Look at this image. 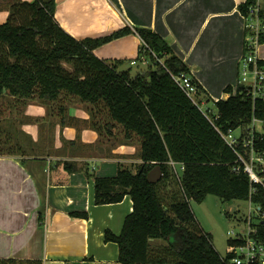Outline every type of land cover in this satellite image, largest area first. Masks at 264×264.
<instances>
[{
  "label": "trees",
  "instance_id": "1",
  "mask_svg": "<svg viewBox=\"0 0 264 264\" xmlns=\"http://www.w3.org/2000/svg\"><path fill=\"white\" fill-rule=\"evenodd\" d=\"M257 3L258 0H245L239 4L246 20L250 8ZM12 9L6 22L0 23V99L7 100L8 108H13V98L22 105L40 99L53 113L58 110L62 124L67 125L72 120L67 119L69 101L78 99L90 104L91 127L100 135H115L116 129H120L125 144L134 140L140 143L142 163L137 170L120 164L114 176L91 174L96 204L121 202L128 194L133 200V210L126 216L121 233L105 230V241L118 244V261L225 264L233 254L222 256L217 252L210 234L197 226L191 201L202 202L214 194L224 201L250 200L264 213V187L252 184L239 159V154L249 157L251 148L244 145L243 137L232 146L223 136L231 130L249 127L254 118L264 119V99L254 98L249 87L240 83L236 89L228 85L225 91L229 96L214 101L217 111L204 110L200 99L205 92L203 85L191 76L169 41L153 28L133 29L126 25L104 36L78 39L56 20L55 0L22 1ZM18 13L21 20L16 22ZM259 16L262 20L263 9ZM133 32L142 40L139 58L151 61L146 70L122 69L125 59H104L95 53L98 47ZM249 32L245 28V36ZM260 42H264V31L260 33ZM183 73L189 74L197 85L198 101L175 80L174 76ZM2 117L0 110V135L6 129ZM252 140L253 153L263 155L264 132L255 130ZM171 161L184 164L180 178ZM157 164L162 166L164 176L151 183L147 174ZM71 165L74 162H65L68 171H75ZM162 182L179 184L178 191L171 192L168 207L163 202ZM252 185L255 192L251 191ZM75 214L88 216L85 212ZM251 235L264 239L263 220ZM155 240L166 244L154 245ZM228 242L232 245L241 239L230 238ZM0 264L44 262L0 257Z\"/></svg>",
  "mask_w": 264,
  "mask_h": 264
},
{
  "label": "crops",
  "instance_id": "2",
  "mask_svg": "<svg viewBox=\"0 0 264 264\" xmlns=\"http://www.w3.org/2000/svg\"><path fill=\"white\" fill-rule=\"evenodd\" d=\"M55 1L56 20L78 39L104 36L126 25L158 31L203 85L206 102L227 98L225 88L236 89L239 84L246 37V18L239 4L245 0ZM260 7L264 11V0ZM261 21L264 24V17ZM141 44L133 32L98 47L95 53L130 64L137 59L136 65L144 66L147 58H139ZM258 54L264 59V42ZM103 155L1 153L0 257L42 259L44 264H121L118 244L105 241V230L121 233L133 200L128 194L121 202L96 204L91 174L114 176L122 161L141 158ZM66 161L74 162L75 171L65 168ZM95 161H101L100 172L91 171Z\"/></svg>",
  "mask_w": 264,
  "mask_h": 264
},
{
  "label": "rangeland",
  "instance_id": "3",
  "mask_svg": "<svg viewBox=\"0 0 264 264\" xmlns=\"http://www.w3.org/2000/svg\"><path fill=\"white\" fill-rule=\"evenodd\" d=\"M22 1L25 0H0V23L6 22L11 16L12 6L14 4L18 5ZM18 11L20 10L18 9ZM16 19V22L21 20L19 13ZM150 62L148 58L144 66L142 64L131 65L130 62H127L121 68L127 69L131 67L134 72L141 69L146 70ZM200 99H202L201 107L204 110L210 108L214 112L217 111L215 99L206 102L204 94H201ZM13 103V108H8L6 105L7 100L0 99V110L3 115L2 122L6 127L0 135V153L8 154L12 151L20 152L21 150V153L24 151L23 153L28 155H36L43 152L71 153L80 151L82 153L93 152L96 155L104 154L103 156L118 155L125 159L138 156L140 159L139 141L134 140L131 143L132 147L129 149L127 148L129 146H126L123 142L124 138L120 129H116L115 135H110L107 132L100 135L91 127L90 104L88 103L78 99L69 101L67 119L68 121L72 120L67 125L62 124L61 115L57 113L58 110L53 113L50 106L46 107L45 105L47 104H44L40 99H32L27 105H22L17 98H13ZM71 103L74 104L71 106ZM10 108L13 110L12 113H10ZM255 127L260 129L261 125L258 123ZM241 132L248 136L251 133V129H248L247 126L234 130L235 135H239ZM120 144L124 146L120 147ZM10 149L11 151H9ZM141 163L142 159L138 162L130 159L122 161L124 167H131L133 170H137ZM93 165L95 169H93ZM100 165L101 161H95L91 164V171L100 172ZM82 167H84V164H82ZM160 187L162 189L163 202L168 207L172 201L171 192L178 191L179 184L173 183L171 185L170 183L162 182ZM191 206L196 216L197 226L210 234L214 248L222 256H226L231 251V244L228 242L230 238H236L238 234L247 235L255 228L254 224L260 222L258 205L250 200L224 201L217 195L209 194L202 202L192 200ZM169 211L171 214L173 213L171 210ZM250 215L253 218L252 223L247 220ZM193 230L199 231L195 227H193ZM153 244L165 245L166 242L155 240Z\"/></svg>",
  "mask_w": 264,
  "mask_h": 264
},
{
  "label": "built area",
  "instance_id": "4",
  "mask_svg": "<svg viewBox=\"0 0 264 264\" xmlns=\"http://www.w3.org/2000/svg\"><path fill=\"white\" fill-rule=\"evenodd\" d=\"M260 9V0H258V3L250 8V17L246 20V28H249L250 32L246 36V51L241 59L239 83L249 87L254 98L261 97L264 99V59L258 54V47L261 43L260 33L264 31V24L259 16ZM137 61V59H133L131 64L134 65ZM174 78L185 92L196 101L198 87L193 82L192 77L183 73L174 76ZM258 123L261 125L260 129L255 127ZM248 129H251V133L248 136H245L242 132L239 135H235L234 130L224 133L223 136L232 146H236L239 143V138L243 137L244 145L251 148V153L249 157L239 154V159L244 164L245 171L249 173L252 184L258 183L264 187V154L257 156L252 149V139L255 130L264 132V119L254 118ZM171 165L177 177L180 178V174L185 168L184 164L171 161ZM251 191L255 192L256 187L252 185ZM258 210L260 212V221H264V213H261L259 206ZM247 220L252 223V216L250 215ZM256 224H254L255 228L247 235H236V238L241 239V242L231 245L230 253L233 255L225 264H264V239L252 237L251 235V232L256 230Z\"/></svg>",
  "mask_w": 264,
  "mask_h": 264
},
{
  "label": "water",
  "instance_id": "5",
  "mask_svg": "<svg viewBox=\"0 0 264 264\" xmlns=\"http://www.w3.org/2000/svg\"><path fill=\"white\" fill-rule=\"evenodd\" d=\"M163 176V169L160 164L154 166L147 174L148 181L151 183L158 182Z\"/></svg>",
  "mask_w": 264,
  "mask_h": 264
}]
</instances>
